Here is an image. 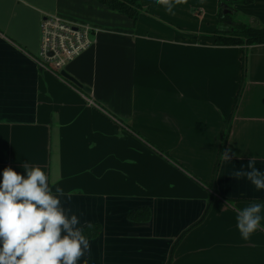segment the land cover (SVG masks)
I'll list each match as a JSON object with an SVG mask.
<instances>
[{"label": "crops", "instance_id": "crops-1", "mask_svg": "<svg viewBox=\"0 0 264 264\" xmlns=\"http://www.w3.org/2000/svg\"><path fill=\"white\" fill-rule=\"evenodd\" d=\"M140 2L134 23L97 0H0V180L45 171L80 218L88 264H264V207L248 240L237 228L264 190L231 176L251 158L264 173V44H216L218 0L174 14ZM232 9L264 25V0ZM51 14L97 30L63 69L89 93L38 63ZM140 208L148 220L128 218Z\"/></svg>", "mask_w": 264, "mask_h": 264}, {"label": "clouds", "instance_id": "clouds-1", "mask_svg": "<svg viewBox=\"0 0 264 264\" xmlns=\"http://www.w3.org/2000/svg\"><path fill=\"white\" fill-rule=\"evenodd\" d=\"M169 14L188 0H155ZM225 150V162L231 157ZM251 158L247 168L233 170L231 176L247 179L256 190H264V173ZM26 176L11 167L0 180V264H88L90 241L84 235L80 218L62 206L63 189L53 193L49 176L39 166L24 163ZM58 194V195H57ZM261 203L238 210L237 228L248 240L261 225ZM83 213H81V216Z\"/></svg>", "mask_w": 264, "mask_h": 264}, {"label": "trees", "instance_id": "trees-1", "mask_svg": "<svg viewBox=\"0 0 264 264\" xmlns=\"http://www.w3.org/2000/svg\"><path fill=\"white\" fill-rule=\"evenodd\" d=\"M101 4L114 9L122 14L131 18L134 23L138 20L139 15L144 9L140 0H97ZM219 7L216 16L215 29L209 33L214 39V42L218 45H236L246 49L251 45L264 44V25H253L250 22H244L237 20L236 13L232 9L234 4H245L250 0H218ZM221 4H224L221 6ZM224 9H228L229 12L224 13ZM244 63V57H242ZM210 206L208 202L206 211ZM149 210L147 208L137 209L128 215V218L134 221H146L149 219ZM174 246H172L173 249ZM173 249L170 253V259L173 253ZM170 261V260H169ZM169 263V262H168Z\"/></svg>", "mask_w": 264, "mask_h": 264}, {"label": "built area", "instance_id": "built-area-1", "mask_svg": "<svg viewBox=\"0 0 264 264\" xmlns=\"http://www.w3.org/2000/svg\"><path fill=\"white\" fill-rule=\"evenodd\" d=\"M41 68L58 73L67 63L93 44L97 31L88 24H75L55 14L45 15L40 24Z\"/></svg>", "mask_w": 264, "mask_h": 264}, {"label": "water", "instance_id": "water-1", "mask_svg": "<svg viewBox=\"0 0 264 264\" xmlns=\"http://www.w3.org/2000/svg\"><path fill=\"white\" fill-rule=\"evenodd\" d=\"M224 4H221V6H223ZM228 9H224V13H227ZM60 75L62 77H64L65 79H67L68 81L72 82L74 85H76L77 87H79L80 89H82L83 91L89 93L88 88H86L85 86H82L81 84H79L74 78H72L70 75H68L66 72H64L63 70L60 72Z\"/></svg>", "mask_w": 264, "mask_h": 264}, {"label": "rangeland", "instance_id": "rangeland-1", "mask_svg": "<svg viewBox=\"0 0 264 264\" xmlns=\"http://www.w3.org/2000/svg\"><path fill=\"white\" fill-rule=\"evenodd\" d=\"M229 12V10H227Z\"/></svg>", "mask_w": 264, "mask_h": 264}]
</instances>
